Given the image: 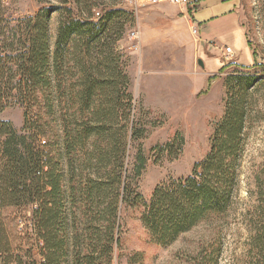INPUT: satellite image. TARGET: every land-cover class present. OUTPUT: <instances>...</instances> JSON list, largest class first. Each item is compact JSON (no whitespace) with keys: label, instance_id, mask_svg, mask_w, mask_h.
Wrapping results in <instances>:
<instances>
[{"label":"trees","instance_id":"1","mask_svg":"<svg viewBox=\"0 0 264 264\" xmlns=\"http://www.w3.org/2000/svg\"><path fill=\"white\" fill-rule=\"evenodd\" d=\"M7 1L0 0V112L12 103L24 111L19 131L0 118V264H24L23 258L112 264L120 209L142 203L125 174L124 158L128 141L142 138L144 129L133 121V96L120 56L108 51L123 31L119 20L127 15L133 21L132 13L111 2L93 18L95 0H63L64 6L35 0L34 13L13 18ZM54 12L60 18L51 45ZM230 66L236 69L225 78L224 112L208 152L189 175L158 184L142 203V225L156 244L168 245L207 218L225 214L237 192L247 130L258 117L254 93L264 84V65L227 62L217 73ZM176 141L183 143L176 136L162 152L171 155ZM144 167V156L136 154L133 177ZM256 187L250 249L262 253L264 190ZM21 208L30 211L31 234L13 237L5 211ZM210 259L211 254L202 256L197 264H213Z\"/></svg>","mask_w":264,"mask_h":264},{"label":"rangeland","instance_id":"2","mask_svg":"<svg viewBox=\"0 0 264 264\" xmlns=\"http://www.w3.org/2000/svg\"><path fill=\"white\" fill-rule=\"evenodd\" d=\"M61 1L49 0L53 5L64 6ZM203 1L193 14L196 23L190 17L194 9L187 11L168 2L133 12L128 0L94 1L93 18L111 2L133 17L132 21L131 16H122L119 39L107 43L111 45L112 41L113 49L108 51L118 52L119 68L128 76L133 121L144 129L142 138L128 141L124 158L125 174L141 195L142 203L149 200L158 184L189 175L193 165L208 152L214 126L224 112L225 78L236 69L230 66L217 73L218 68L227 62L264 65V0ZM7 5L13 18H18L34 13L39 4L35 0H9ZM59 18V13L54 12L49 21L51 45ZM226 45L233 50L231 58L218 50ZM254 99L258 117L247 130L238 189L227 212L207 218L168 245H159L151 241L142 225L143 204H124L120 209L119 245L112 264H129V258L139 260L137 264H197L202 256L210 254L213 264H264V251L250 249L252 223L257 220L250 214L258 200L256 185L261 184L264 190V84L255 91ZM23 111L21 104L12 103L4 107L0 118L10 121L19 131ZM123 118L121 112L120 123L125 122ZM176 136L183 143L176 141L171 155L162 152L164 144ZM138 153L144 156L145 167L135 178L133 167ZM5 217L13 237L31 234L28 208L10 209L5 211ZM27 248L23 247V252ZM23 262L41 261L23 258Z\"/></svg>","mask_w":264,"mask_h":264},{"label":"built area","instance_id":"3","mask_svg":"<svg viewBox=\"0 0 264 264\" xmlns=\"http://www.w3.org/2000/svg\"><path fill=\"white\" fill-rule=\"evenodd\" d=\"M128 2L133 12H137L138 9L144 6L153 5L161 2H168L170 4L177 5L180 7H195L196 4V0H128ZM194 32H196V29H194ZM131 33H133V31ZM222 52L226 58H231L233 55V50L228 45L222 47Z\"/></svg>","mask_w":264,"mask_h":264},{"label":"crops","instance_id":"4","mask_svg":"<svg viewBox=\"0 0 264 264\" xmlns=\"http://www.w3.org/2000/svg\"><path fill=\"white\" fill-rule=\"evenodd\" d=\"M221 1H225V0H221ZM203 4H204V1L203 0H199V5H198V7H185V9L187 10V11H189V10H193L194 9V11H191L190 13H191V16H192V18L194 19V22L196 23V21H195V18H194V15L193 14H195V12L197 11V9H200L202 6H203ZM196 8V9H195ZM190 16V17H191ZM215 46V45H214ZM217 48V47H216ZM218 50H219V52H222V48H218ZM216 55H218V53H217V51H216Z\"/></svg>","mask_w":264,"mask_h":264},{"label":"water","instance_id":"5","mask_svg":"<svg viewBox=\"0 0 264 264\" xmlns=\"http://www.w3.org/2000/svg\"><path fill=\"white\" fill-rule=\"evenodd\" d=\"M198 63H199L200 65H202V63H201V60H200V59L198 60Z\"/></svg>","mask_w":264,"mask_h":264}]
</instances>
